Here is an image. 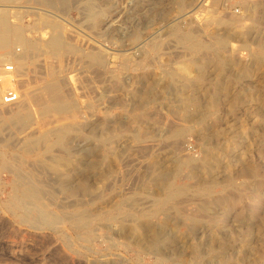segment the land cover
Masks as SVG:
<instances>
[{"label": "rangeland", "instance_id": "374dc122", "mask_svg": "<svg viewBox=\"0 0 264 264\" xmlns=\"http://www.w3.org/2000/svg\"><path fill=\"white\" fill-rule=\"evenodd\" d=\"M243 1L59 0L54 5L39 0L0 2L2 7L10 8L7 13L11 23L26 28L27 38L50 37L52 28L46 21L56 20L65 40L75 49L59 58L43 47L30 53L19 74L14 73L16 89L20 93L39 91L50 79V70L56 67L64 82L63 92L79 110L75 117L79 131L70 133L66 147H55L46 153L44 163L37 152L25 153L22 138L29 130L20 133L0 119V157L11 168L0 169V264H218L226 256L230 264H264V184L255 185L237 169V165L242 169L254 166L264 171V49L259 50L264 44V14L258 16L254 27L250 19L232 25L235 15L244 14ZM90 9L98 12V20L89 15ZM190 29L209 42L217 33L232 35L233 39L224 49L206 56L210 59L208 66L199 60L203 55L191 53L175 37L174 30ZM155 42L160 44L158 49ZM21 48L17 45L13 50L19 52ZM97 48L105 53V67L87 59V53ZM11 51L1 48L0 55ZM258 52L262 57L259 63L252 55ZM215 53L225 58L222 68L214 64ZM194 59L199 66L191 69L204 72L205 82L197 84L196 90L186 89L185 79L194 75L182 74V92L196 96L199 108L183 98L181 85L171 82L166 74L179 72V67ZM8 61L0 62V68L16 67L15 62ZM216 80L229 91L221 89L219 93ZM14 90L7 88L0 96L5 98ZM213 94H220L219 108L206 109L205 103ZM16 107L10 110L16 112ZM32 108L39 111L35 104ZM34 116L38 121L32 127L44 130L55 125L42 126L39 114ZM54 117L57 115L52 114L51 119ZM174 128L186 129L177 143L169 137ZM109 132L119 137L112 146H102L97 139ZM138 132L144 135L140 142L134 139ZM57 158L61 160L60 173L67 174L68 183L77 187L88 182V193L66 198L58 188L59 174L51 169ZM208 159L206 168L202 164ZM186 161L192 166L186 167ZM227 164H234V178L241 189L232 193L242 195L243 200L230 210L224 208L215 201L224 194L216 186L205 199L209 210L202 211V198L194 190L204 179L228 174ZM18 175L52 192L45 195L44 201L50 213L59 215L60 222L50 226L38 220L32 224L8 210ZM152 179L159 182L153 185L149 183ZM164 179H170L176 188L190 190L177 202L178 211H161L146 220L158 237L162 236L150 249L145 241H137L142 227L133 229L130 222L118 224L101 219L87 240L64 218L74 212L77 202H83L93 212H112L121 198L132 193H137L145 209L149 208L147 192H160L157 188ZM65 203L69 207L63 211L60 205ZM30 213L33 217L34 212ZM194 218L199 224L194 225ZM211 246L222 252L219 257L210 255Z\"/></svg>", "mask_w": 264, "mask_h": 264}, {"label": "bare ground", "instance_id": "6f19581e", "mask_svg": "<svg viewBox=\"0 0 264 264\" xmlns=\"http://www.w3.org/2000/svg\"><path fill=\"white\" fill-rule=\"evenodd\" d=\"M14 1L15 0H0V2H14ZM40 1L44 2L46 4H49V5H54L55 3L57 4L56 1H59V0H39V2ZM61 1H63V0H61ZM65 1H67V0H65ZM214 1H218V0H214ZM61 3H63V2H61ZM64 3H66V2H64ZM262 4L264 5V3L256 2L255 0H244L242 3V7L244 9V14H241L240 17H236L238 15H235V13H234L235 17L231 19L232 25L236 24V23L240 24V23H242V20H245V19L249 20L250 19L252 22L251 26L252 27L256 26V24H258L257 23L258 16L260 14L261 15L264 14V9H262L264 7L262 6ZM2 6L3 5H0V49L1 48L2 49L11 48L12 51L8 52L5 55H0V62L3 63L4 61L10 60V61L15 62L16 67H13L14 71L8 70L9 65L7 67H4V68L1 67L0 68V77H2L1 78L2 87H0V93L3 90H6L7 88H13V89H15L14 91H16V93L18 95V99L14 103H6L4 96H3V98L0 96V119L3 120L4 123L8 122L9 124H11L20 133L21 132L24 133V132H26V130H29L26 132V134L23 135V138H22V141H24L25 153L26 154L27 153L32 154L33 152H37L39 160L41 161V163H44L43 156L46 153L50 152L55 147H61V148L66 147V143L68 141L70 133H74L76 131H79V128H78L79 124H77V122L75 120L77 110H78L77 109L78 106L76 107V104H74L75 102H73L70 99V97H68L63 92L64 82L62 81V78L60 77V72L56 69V67L52 68L50 70V79L44 84V86H42L40 88L39 91H37L35 93H33V92L30 93L29 91L20 93L18 91V88L16 89V76L19 74L20 68L23 65H25L24 62L28 58L30 53L40 49L41 47H43L49 53H52L56 58L61 57L65 53L68 54L70 52H73L75 49L72 45H70L68 43V41L65 40L64 35H62V33L60 31L61 25H60V23L56 22V20L46 21V24L52 28V30H51L52 34H50V37L48 36V38L42 39V37H43L42 36L41 40L29 39L25 35L26 28H24L23 26L21 27V26L14 25L15 23L14 24L11 23V21L8 17V13H7V10H9L10 8L7 9V7H2ZM5 6H7V5H5ZM89 15L91 17H93L95 20L99 19L98 12L91 10V14H89ZM174 31H176V32H174V34L176 35L175 37H177L178 42H180L179 44L182 43L187 48V50L190 51L191 53L199 54L200 56L203 55V58L199 59V60L200 61L202 60L204 62V65L208 64V66L210 63V59L206 58V56L210 52H214V50L216 52V49L218 50V48L224 49L226 44L229 43L233 39V37H231L232 35L229 36V35L217 33V34H214L215 36H212V38H214V40L209 42V41H206L203 37H201L202 35L200 36V34H198L196 31H193V29L192 30L190 29L189 31L184 30L183 32H179L177 30H174ZM17 45H19V47L20 46L22 47L21 51H19V52H16L15 50H13V47H15ZM159 46H160L159 42L158 43L155 42V48L158 49ZM263 49H264V44H261L259 50H263ZM252 55H255V60L257 63L262 61V57H261L259 52H258V54L252 53ZM87 59L92 64H97L99 66L105 67L106 56H105L104 51L100 48L99 49L97 48V50L89 51L87 53ZM212 59L215 61V63H214L215 66L218 68H222V66H224V64L226 62L225 58L223 56H221V54L215 53L214 57ZM196 62L197 63H195V59H194V62L191 61V62H188L189 64L188 63L184 64V66L183 67L181 66V68L179 67L178 68V69H180L179 72H177V71L171 72L170 71L169 73H166V74H167V77L171 80V82L174 81V83L176 82L177 84L179 83L181 85V88L179 85L178 86L181 89L180 94L181 95H182V93L184 94V95H182L183 98L185 97L186 100L189 99L193 103L194 106H197V108H199L198 107L199 103H198L196 96L190 97V96L186 95L184 90L182 92V89L184 87V86L182 87V80H183L182 74H184L185 76L194 75L193 78L190 77V78L185 79L186 89L191 88V90H192L193 87L195 89L196 85L203 82L205 79V73L204 72L196 71V69H194V68L191 69L194 65L199 66V62L198 61H196ZM192 70H195V71L193 72ZM14 73H17V75H15ZM220 83H221L220 80H216V82H215V84H216L215 89L218 92L221 91V89H222V91L224 90V92L229 91L227 89L228 87L225 85H223L225 87L221 88ZM197 92H198V90H197ZM193 95H194V93H193ZM23 97H25V98L23 99ZM219 98H220V94H216V95L213 94V96L210 98V100H208L207 103H205L206 109H210V108L212 109L213 108V110H217L219 108V105L221 102V100ZM151 100H153V99H151ZM33 104L38 106L39 111L33 110V108H32ZM13 105L17 106L16 112H12L10 110V107H12ZM203 107H204V105H203ZM78 112H79V110H78ZM36 113L39 114V118L41 120L39 124H42V126L43 125L47 126L48 124H54V123H55V125H53V127H51V128H47L44 130H39V129H37L38 127L37 128L32 127L38 121L36 118L37 116H34ZM52 114L57 115V117H54L53 119H51ZM141 115L146 116V117L148 116V115H145L144 113H142ZM137 117L142 118L141 116H138V115H137ZM69 118L71 120L65 121L66 119H69ZM1 120H0V123H2ZM0 130H2V128H0ZM185 132H186V129H183V128L175 129L174 128V130L171 131L169 137L174 138L176 140V143H177V141H179V139H181V137L185 134ZM116 136H118V135H115V134L112 135L109 132L108 134H106L104 136L103 135L99 136L97 140L102 146L109 147V146H112L113 143L115 142V139L117 138ZM143 136L144 135L142 133L138 132L137 134H135L134 139L138 140V142H140L141 140H143V138H144ZM95 139H96V137H95ZM210 153H208V154L206 153L207 156H210L211 155ZM211 158H213V157H211ZM209 160L210 159L204 161V163L202 165L207 168V161H209ZM190 161H186L184 163L186 165V167L192 166L191 165L192 163ZM53 162H54V165H52L51 169H52V171L54 170V172H56V174L57 173L59 174L60 177H58V178H60V181H58L59 183L57 182L58 186H59L58 188H60L59 190L63 194L66 195V198H67V196L71 197V196H75L76 194H81V195L84 194L85 195L86 193H88L90 191V186H89L88 182H82L77 187H76V185L74 186L73 183L72 184L70 183L74 187L71 186L68 183V181L66 180L67 174L65 176V175H62V173H60L59 167L61 168V166H59V164H60L59 162H61V160L57 158V160L55 159V161H53ZM180 166H182V161H181V163L179 162V164H178L179 168H180ZM211 166H212V164H211ZM227 166H228L227 168H228L229 173L225 175L224 172H226V171H224L223 172L225 175L224 177L222 175L221 178L215 176V177L210 178V179H204V180L200 181V183L197 185L196 189L194 190L196 195L202 198L201 204H200V208L202 209V211L209 210V206L206 203L205 199H206V197H209L212 195V190L216 186H220L223 189L224 194L222 193V195L220 197H217L215 199V201L223 204L224 208L227 207L230 210V208H232L236 204L238 205V203L243 200L242 195H239V196L235 195L234 196V194L232 193L234 190L235 191H239V190L241 191V189H239V187H237V183H236L237 181H235V178H234L235 174H236V173L233 174L234 173V164L233 165L227 164ZM3 168L11 169L8 162L4 158L0 157V169H3ZM193 168H195V167H193ZM237 169H239V172H240L239 174L247 175L249 177V179L250 178L253 179L257 183L255 185L264 184V171H260V169L258 167H254V166L248 167L247 166L244 169H242V168L238 167V165H237ZM205 174H207V173H205ZM218 174H216V175H218ZM162 175L164 177V174H162ZM195 175L196 174H193L194 177H195ZM155 176H157V174ZM169 176H170V174H169ZM197 176H198V174H197ZM23 177L21 175H18L16 180H15L16 182H15L14 194L10 197V199L7 203V207L9 208L8 210H11L13 212V214L20 217V219L22 218V220H24V221L32 222V224L38 220H41L45 223H49V224H51L50 226H53V224H55L56 222L57 223L60 222L61 220L58 221L60 219L59 215L50 213L51 211L47 210V206H49V205L45 204L46 202L44 201L45 195H48V193L51 195L52 192L51 191L48 192V190L45 189V186L41 183H40L41 185H35L32 183V181H30V182L24 181L25 179ZM158 182H159L158 180L156 182L153 179L151 181L149 180V183H152L153 185H154V183H158ZM37 183H38V181H37ZM161 184L162 185H159L160 187L157 188V189H160V192H155V191L154 192H152V191L147 192V196L145 198L150 204L149 208L145 209V206L143 207L139 203V199L137 198V193H132L131 195L124 197L123 199L121 198V201H119L113 207L112 212H110V211L108 213H103L102 211H101L102 213L100 211H99L100 213L98 211L93 212V210L91 211L90 208L87 209L86 205L83 202H81V203L77 202V206H74L75 207L74 212H72L73 211L72 210L71 211L72 213L70 212L71 214L66 215V217H64V218L66 219V221H68L71 224V226L77 228V230H80L83 233V235L87 238V240L91 239L90 237L93 235L94 224L101 219H107V221L113 220V221L118 222V224H125V222H130L133 229H137V228L139 229V227H142L143 233L138 236L137 241L138 242L145 241L146 247H148L150 249V247H152L159 240L160 236L158 237V233L156 232V229L154 230L153 227L151 225H149V222L146 220L151 218L152 216H154L155 214H157L161 211L165 212V210H169V209H174V210L178 211L179 207L177 206V202H180L181 201L180 199L183 196H185L186 194H188V192L190 190L189 187H177V188L174 187L172 185V183L170 184V179L169 180L164 179L163 183H161ZM45 185H47V184H45ZM248 197H250V196H248ZM60 206L63 209V211L69 207V205L68 204L66 205V203L64 205L61 204ZM31 211L34 212L33 217H31V213H30ZM141 220L144 221V224L141 223ZM196 221H198V218L193 219L194 225H195ZM41 224L42 223H40V225ZM196 224H199V223L197 222ZM136 233H137V231H136ZM163 238H162V240H163ZM262 241H263V245H264V239ZM163 242H164V240H163ZM163 242H161V243H163ZM194 247H195V251L199 252V247L196 245ZM221 253L222 252L219 251V249H217L216 247H212L210 249V255L214 258L219 257V254H221ZM224 256H226V255L224 254ZM214 258H213V260H215ZM218 259H220V258H218ZM217 263L218 264H230V261H229V258L226 256V257L221 258L220 261H218Z\"/></svg>", "mask_w": 264, "mask_h": 264}, {"label": "built area", "instance_id": "2783aa9c", "mask_svg": "<svg viewBox=\"0 0 264 264\" xmlns=\"http://www.w3.org/2000/svg\"><path fill=\"white\" fill-rule=\"evenodd\" d=\"M8 69H13V66H8ZM4 99L6 103H14L18 99V95L16 91H10L7 93Z\"/></svg>", "mask_w": 264, "mask_h": 264}]
</instances>
